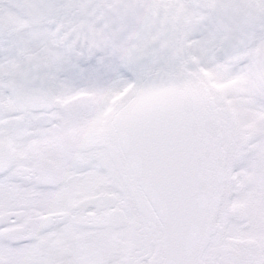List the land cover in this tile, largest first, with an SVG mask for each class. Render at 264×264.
Returning <instances> with one entry per match:
<instances>
[{
	"label": "snow or ice",
	"instance_id": "obj_1",
	"mask_svg": "<svg viewBox=\"0 0 264 264\" xmlns=\"http://www.w3.org/2000/svg\"><path fill=\"white\" fill-rule=\"evenodd\" d=\"M0 264H264V0H0Z\"/></svg>",
	"mask_w": 264,
	"mask_h": 264
}]
</instances>
